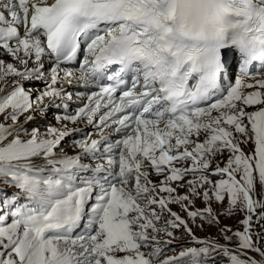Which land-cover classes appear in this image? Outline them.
<instances>
[{"label":"snow or ice","instance_id":"6c2138e0","mask_svg":"<svg viewBox=\"0 0 264 264\" xmlns=\"http://www.w3.org/2000/svg\"><path fill=\"white\" fill-rule=\"evenodd\" d=\"M0 185V264H264V0H0Z\"/></svg>","mask_w":264,"mask_h":264},{"label":"rangeland","instance_id":"374dc122","mask_svg":"<svg viewBox=\"0 0 264 264\" xmlns=\"http://www.w3.org/2000/svg\"><path fill=\"white\" fill-rule=\"evenodd\" d=\"M49 123L55 125L53 118H51L50 116H46V117L40 119V124L39 125L41 126V131L44 130V125L49 124ZM228 222H230V221H228ZM235 222H237V221H234V223ZM239 231H242V230L239 229ZM255 231L259 232L260 231L259 227L255 228ZM254 239H255V237H254Z\"/></svg>","mask_w":264,"mask_h":264}]
</instances>
